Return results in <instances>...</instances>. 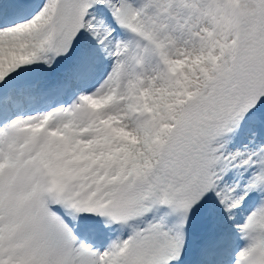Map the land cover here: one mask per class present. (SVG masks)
<instances>
[{"label": "snow or ice", "instance_id": "obj_1", "mask_svg": "<svg viewBox=\"0 0 264 264\" xmlns=\"http://www.w3.org/2000/svg\"><path fill=\"white\" fill-rule=\"evenodd\" d=\"M0 264H264V0H0Z\"/></svg>", "mask_w": 264, "mask_h": 264}]
</instances>
